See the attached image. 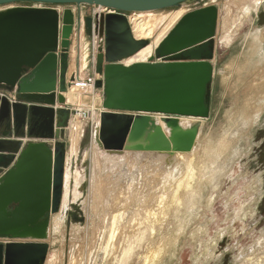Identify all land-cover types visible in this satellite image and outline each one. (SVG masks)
<instances>
[{
    "label": "rangeland",
    "instance_id": "374dc122",
    "mask_svg": "<svg viewBox=\"0 0 264 264\" xmlns=\"http://www.w3.org/2000/svg\"><path fill=\"white\" fill-rule=\"evenodd\" d=\"M212 4L219 9V19L213 40L214 76L208 86L210 116L197 119L144 115L150 118L151 124L140 139L147 141L154 136L156 131L153 125L160 127L168 139L178 128L179 134L192 133L195 136L189 156L177 159L176 154L169 156L142 150L110 155L100 150L94 140L101 114L97 113L93 124L77 122V132L69 131V144L62 143L65 164L67 161L65 199L58 212L51 216L45 241L50 250L44 264H119L122 258L120 247L129 238L126 234L120 236L123 239L119 238L116 243L118 252L114 250L110 253L112 255L105 252L109 215L119 211L141 214L140 226L146 227V210L158 209L157 205L162 199L171 200L176 184L185 179L187 162L191 159L195 163L200 162L197 166L203 169V173L199 168L195 169V182L188 194L182 193L185 197L182 205L167 203L170 206L164 210L170 211L158 215L161 219L155 225L151 242L148 240L144 243L140 255L133 253L128 264H264V170L252 166L259 141L264 137V0H211L208 5ZM5 10L1 8L0 14ZM178 11L165 10L154 12V15L169 16L171 19ZM92 12L93 7H87L83 15L91 17ZM166 24L156 29L154 40L137 39L131 22L130 27L134 38L147 41L150 46L167 34ZM81 38L87 45L83 52L81 43L87 66L88 44L91 41L87 37L84 39L83 35ZM105 46V39L97 40L95 54L105 52ZM158 46L143 57L137 58L139 53L136 54L130 58L133 59L132 63L148 61ZM70 96L73 104L79 100L90 104L92 100L91 97L75 93ZM100 103L99 98H94L96 108ZM118 114L132 119L137 116L126 112ZM223 140L228 145L226 152L220 153L218 149ZM137 144L132 146L135 148ZM68 175L71 177V189L67 192ZM81 184L86 192L79 202L77 189ZM68 198L78 203L69 207L71 202H66ZM141 204H145L142 206L144 208ZM161 209L157 213L164 211ZM73 214L84 220L74 221ZM131 218L134 220L135 216ZM137 230L129 233L131 239ZM4 242L0 240V243ZM154 251L157 252L156 256ZM133 258L138 259L132 262Z\"/></svg>",
    "mask_w": 264,
    "mask_h": 264
},
{
    "label": "water",
    "instance_id": "95a60500",
    "mask_svg": "<svg viewBox=\"0 0 264 264\" xmlns=\"http://www.w3.org/2000/svg\"><path fill=\"white\" fill-rule=\"evenodd\" d=\"M210 2L0 0V9L31 8L28 14L12 23L0 21V86L18 87L16 101H11L9 94L0 95V137L18 138L28 130L29 136L40 139L25 146L13 166L0 178V239L14 241L0 243V264H44L50 250L45 241L51 216L62 207L66 166L61 142L66 139L70 121L65 94L70 88L68 72L74 16L66 10L60 17L56 8L93 7L108 11L85 19L87 38L106 41L105 52H99L95 58L96 73L103 75V80H98L96 85L104 93L100 126L94 138L99 149L110 155L142 150L175 156L176 152H189L195 136L179 134L177 128L168 139L160 127L153 125L154 136L141 141L151 124L150 118L144 115L210 116L208 86L214 76L213 40L219 19V9L208 5ZM174 9H184L187 13L150 60L122 64L124 52L133 55L137 51H126L125 43L139 45L138 50L148 44L133 37L127 15ZM80 44L81 15L78 13L77 72ZM28 69L32 71L24 76ZM121 112L137 116L132 119L118 114ZM49 140H57L58 144L51 147L47 144ZM136 143L134 148L132 144ZM6 149L7 144L0 141V167L5 168L10 161L4 153Z\"/></svg>",
    "mask_w": 264,
    "mask_h": 264
},
{
    "label": "bare ground",
    "instance_id": "6f19581e",
    "mask_svg": "<svg viewBox=\"0 0 264 264\" xmlns=\"http://www.w3.org/2000/svg\"><path fill=\"white\" fill-rule=\"evenodd\" d=\"M259 5V4H258ZM38 8V7H37ZM42 8V7H41ZM31 8H28V7H21V6H11V7H8V8H6V10L3 12V13H6V14H4L1 18H0V21H3V20H5L7 23H12L14 20H17L19 17H21V16H24V15H26V14H28L31 10H30ZM180 11H178L171 19H170V17L168 18V17H163V15H154V12H144V13H137V14H134V15H132L130 18H129V20H130V22H131V26H132V28H133V32H134V35H135V37L137 38V39H151V40H154V39H152L153 38V36H154V33H155V31H156V29L158 28V27H160L162 24H164V23H166L167 22V24H166V28H165V31L167 32V34L172 30V28L175 26V24L180 20V18L185 14V12L187 13V10H184V9H179ZM100 12H103V11H100ZM129 22V23H130ZM166 32H165V34H166ZM167 34L166 35H164V36H161V37H159L152 45H150V46H145V47H143V48H141V49H139L138 50V47H139V45H135V44H127V43H125V50L126 51H133V50H137V51H135L136 53H134L133 55L131 54V55H128V52H124L122 55H121V58H122V61H123V63L125 64V65H131V64H134V63H132L133 61V59H130V58H132V57H134L136 54H138L137 56V58H139V57H143V56H145L146 54H148V53H150V52H152L158 45H159V43L163 40V38H165L166 36H167ZM135 38V39H136ZM115 39H117L118 40V38H117V36L115 37ZM114 39V40H115ZM136 39V40H137ZM81 43H82V48H84V43H83V39L81 38ZM81 45V44H80ZM87 46V45H86ZM85 46V47H86ZM80 48H81V46H80ZM95 48V47H94ZM84 49H86V48H84ZM142 50V51H141ZM81 51V56H82V50H80ZM141 51V52H140ZM155 53V52H154ZM152 57V56H151ZM150 57V58H151ZM150 58L148 59V61L150 60ZM85 57H84V55L81 57V61H80V63H81V66L83 67V66H85ZM126 61V62H125ZM148 61H143V62H148ZM136 63H141V62H136ZM84 68V67H83ZM69 73V72H68ZM71 93H75V90L74 89H70V90H68L67 91V93L65 94V97H66V100H67V103H68V99H67V96H70L71 95ZM76 94V93H75ZM79 95V94H78ZM190 118V117H189ZM191 118H193V117H191ZM198 119V118H197ZM77 132V131H76ZM77 134V133H76ZM79 135V134H78ZM76 141H78L77 140V138H76ZM227 145H228V143H227V141H224L223 140V143L219 146V152L220 153H222V152H226V147H227ZM189 156V153L187 152V153H181V152H179V153H176V158L177 159H180V158H184V159H186V157H188ZM179 161H181V160H179ZM186 161V160H185ZM196 161L194 160V159H191V160H189L188 162H187V172H186V175H185V179L184 180H181V181H179L177 184H176V186H175V188H174V190H173V193L171 194V200H168V199H162L161 201H159V203H158V205H157V207H158V209H156V210H154V209H152V210H146L147 212H146V214H145V217L144 218H147L148 219V221L146 222V224H147V226L146 227H144L143 228V226L141 227L140 226V223H139V216H141V214H133V213H130V212H128V211H119V212H117V213H115V214H113V212H112V214L113 215H109L111 218H110V220H109V224L107 225V233H108V244H107V246H106V248H105V252L106 253H109L108 255H112V254H110V253H113L114 252V250L115 251H117V248H116V243L118 244V239L119 238H121L120 236H122V235H125L126 234V237L127 238H129V240H126V244H124L123 242H122V244H124V246L123 245H121V244H119V245H121V247L120 246H118V248L120 247L121 248V252H122V258L119 260V264H128V263H130L131 261H130V259H131V257H132V254L133 253H136L137 254V256L138 255H140V250L142 249V248H144V243L146 242V241H150V239L151 238H153L152 236L155 234V225H157L159 222H160V219H161V217H158V215H162L163 213L162 212H166V211H168L169 209H167L166 211L164 210V208H167V207H169L170 205H167V203H175V204H179V203H181V205H182V200L185 198L184 197V195H185V193H183V192H186L187 194L189 193V191H190V189H191V186H192V183H193V181L196 179L195 177H196V171H195V169L196 168H199L198 166V164L200 163V162H198V163H195ZM179 164H181L180 162H179ZM179 164H177V165H179ZM198 165V166H197ZM169 166V165H168ZM176 167V166H175ZM177 168V167H176ZM201 168V167H200ZM199 168V169H200ZM198 171V170H197ZM200 171H201V173H203V169H200ZM199 171V172H200ZM128 174V173H127ZM162 174V173H161ZM198 174V173H197ZM154 175V174H153ZM199 175H200V173H199ZM158 176V175H157ZM169 176V175H168ZM198 176V175H197ZM149 177V176H148ZM159 178V177H158ZM164 178V177H163ZM165 179V178H164ZM187 180V181H186ZM94 181V180H93ZM92 181V182H93ZM98 181V180H97ZM150 181V180H149ZM144 182H145V180H144ZM156 182V181H155ZM169 182V181H168ZM195 182V181H194ZM70 183H71V177L68 175L67 176V183H66V191L67 190H69V189H71V186H70ZM95 183V182H94ZM98 184H100V183H98ZM95 185V184H94ZM94 185H93V187H94ZM131 185V184H130ZM144 186H145V184H143ZM147 185H149V184H147ZM98 186V185H97ZM95 188V187H94ZM126 188V187H125ZM134 188V187H133ZM152 189V188H151ZM98 190V189H97ZM125 190V189H124ZM126 190H128V188L126 189ZM134 190V189H133ZM93 191V190H92ZM135 191V190H134ZM182 191V192H181ZM68 192V191H67ZM71 192V191H70ZM73 192V191H72ZM96 192V191H95ZM76 193V192H75ZM127 193V192H126ZM182 193L184 194V195H182ZM151 194V193H150ZM127 195V194H126ZM125 195V196H126ZM170 195V194H169ZM73 196H75V195H73ZM136 196H137V194H136ZM152 196V198H153V195H151ZM191 197V196H190ZM140 198V197H139ZM150 198V197H149ZM148 198V199H149ZM155 198V197H154ZM151 199V198H150ZM149 199V200H150ZM190 199V198H189ZM114 200V199H113ZM148 200V201H149ZM155 200V199H154ZM168 200V201H167ZM188 200V199H187ZM70 201V199H68L66 202L68 203ZM72 201V200H71ZM70 201V202H71ZM74 202V201H73ZM118 202V201H117ZM145 202H146V200H145ZM114 203V202H113ZM153 201H152V205H153ZM66 204V203H65ZM129 204V203H128ZM146 204V203H145ZM145 204H143V205H145ZM175 204H174V206H175ZM105 205V204H104ZM127 205V204H126ZM142 204H141V207L143 206ZM151 205V206H152ZM167 205V206H166ZM185 205H186V203H185ZM137 206V205H136ZM117 207H118V205H117ZM128 207V206H127ZM126 207V208H127ZM139 207V206H138ZM149 207H150V205H149ZM171 207H173L172 205H171ZM176 207V206H175ZM103 208V207H102ZM142 208H144V207H142ZM162 208V209H161ZM179 208H181V207H178V209ZM113 209V208H112ZM132 209V208H131ZM131 209H130V211H131ZM138 209V208H137ZM141 209V208H140ZM147 209V208H146ZM149 209V208H148ZM159 209H161V210H164V211H160L159 213H157V211L159 210ZM172 209V208H171ZM182 209V208H181ZM180 209V210H181ZM65 210V209H64ZM122 210V209H121ZM125 210V209H124ZM145 210V209H144ZM141 211V210H140ZM170 211V210H169ZM132 212V211H131ZM138 212V211H137ZM143 212V211H142ZM142 212H140V213H142ZM179 211H177V213H178ZM144 213V212H143ZM181 213H183V212H181ZM134 217L135 216V219L133 220L131 217L132 216ZM165 215V214H164ZM156 216H157V220H156ZM160 218V219H159ZM107 219V218H106ZM143 219V218H142ZM146 219V220H147ZM164 219V218H163ZM162 219V220H163ZM144 220V219H143ZM144 222V221H143ZM145 223V222H144ZM139 224V225H138ZM138 226V230H137V226ZM135 227H136V229H135ZM104 228V227H103ZM106 228V227H105ZM142 229V230H141ZM144 229V230H143ZM97 230V229H96ZM135 230V231H134ZM136 230H137V233H133L134 235L132 236V239H131V234H129V233H132V232H136ZM160 230V229H159ZM103 231H104V229H103ZM97 233V232H96ZM128 235V236H127ZM101 236V235H100ZM130 236V237H129ZM123 237V236H122ZM125 237V236H124ZM125 237V238H126ZM105 238V237H104ZM102 239V238H101ZM121 239H123V238H121ZM103 241V240H102ZM105 241V240H104ZM123 241H125V240H123ZM120 242H121V240H120ZM151 242V241H150ZM154 242V241H153ZM152 242V243H153ZM103 244V243H102ZM102 244H101V246H100V248L102 247ZM100 245V244H99ZM146 246V245H145ZM151 246H153V244L151 245ZM99 247V246H98ZM98 247H96V248H98ZM103 247H105L104 245H103ZM158 248V247H157ZM103 249V248H102ZM151 249V248H150ZM147 250V249H146ZM157 250V249H156ZM155 250V251H156ZM104 251V250H103ZM118 251H119V249H118ZM117 251V252H118ZM144 251V250H143ZM155 251H154V253H155ZM96 252V251H95ZM161 252V251H160ZM105 253V254H106ZM145 253H147V252H145ZM157 253V252H156ZM156 253H155V255L154 256H156ZM103 254V253H102ZM98 255V254H97ZM114 255V254H113ZM92 257V256H91ZM111 258V257H110ZM116 258V257H115ZM142 258V257H141ZM147 258H149V256L147 257ZM146 257H145V259H147ZM156 258V257H155ZM100 259V258H99ZM138 259V258H137ZM137 259H135V258H133V260H132V262L133 261H135V260H137ZM144 259V258H143ZM154 259V258H153ZM97 260V259H96ZM115 260V259H114ZM148 260H151V259H148ZM161 260V259H160ZM98 261V260H97ZM112 261V260H111ZM143 262H144V260H142ZM118 262V261H117ZM145 263H146V261H145ZM115 264H117V263H115ZM138 264H139V262H138Z\"/></svg>",
    "mask_w": 264,
    "mask_h": 264
},
{
    "label": "built area",
    "instance_id": "2783aa9c",
    "mask_svg": "<svg viewBox=\"0 0 264 264\" xmlns=\"http://www.w3.org/2000/svg\"><path fill=\"white\" fill-rule=\"evenodd\" d=\"M65 7V6H64ZM70 7H74V6H70ZM58 8H63V7H58ZM77 8V7H74ZM83 9H87V7H81L80 9L77 8L78 12L81 15V36H82V30L84 28L85 25V18L83 17L82 14V10ZM98 13H101L100 9L98 8H93V11H96ZM104 13H107L108 11H103ZM96 13V14H98ZM111 13V12H110ZM95 15V14H94ZM134 15V14H132ZM132 15H127V17H131ZM77 35V33H76ZM86 38V37H84ZM97 40L101 41V39L98 38H94L93 40V44H88V63L87 66L85 68H82L81 63H80V70L79 72H77L76 69V64H75V68L74 71L72 72V74L68 77L69 78V83H70V89H74L76 94H79V96H87V97H91L92 100L90 102V104L88 103H84L81 102V100H79L78 103L75 104H70L67 103L66 104V108L69 109L70 111V121H69V127L68 128H73V131H77V122H81V123H94V119L97 116V113L101 114L103 111L102 107H95L94 106V98L96 99H100V101H102L103 103V99H104V93L102 89H99L97 87V81L98 80H103V75H99L96 73V70L93 73H87L88 72V66L90 64V61L92 60L91 57V51L92 48H94L95 44H97ZM91 49V51H90ZM82 50V48H81ZM99 53V52H98ZM97 53V54H98ZM82 57V56H81ZM93 61L96 62L95 56L93 57ZM70 77H74L73 81H70ZM17 100V99H16ZM14 99V101H16ZM57 108H62V107H57ZM67 129V128H66ZM40 141V139H38ZM57 140H49L47 141V144H51L53 145V147L56 145L55 143H57ZM0 240H4V244L12 242L9 239H0Z\"/></svg>",
    "mask_w": 264,
    "mask_h": 264
},
{
    "label": "crops",
    "instance_id": "0c3cea01",
    "mask_svg": "<svg viewBox=\"0 0 264 264\" xmlns=\"http://www.w3.org/2000/svg\"><path fill=\"white\" fill-rule=\"evenodd\" d=\"M56 10L59 13L60 17L66 10H70L72 12L73 16H74L73 33H72V36H71V39H70L71 47H70L69 73H68V77H69L72 74V72L74 71L75 64H76V33H77V14H78L77 12H78V10H77V8L70 7V6H65L63 8H56ZM84 12H85V9L82 10V14ZM96 13H98L97 10L93 11L90 16H94V14H96ZM84 18L86 19L87 17L84 16ZM61 23L62 22H61V19H60V21H59V29H61ZM85 34H86V28H85V25H84V28L82 30V35L84 37L85 36L87 37V35H85ZM60 40H61V38L59 37V41ZM89 40L91 41V44H93V39H89ZM94 47L96 48V44H95ZM85 51H86V49L83 50V52H85ZM83 52H82V56H83ZM91 54H92L91 55L92 60L90 61V64L88 66V72H87L89 74L93 73L96 70V62L93 61V57L95 56V58H96L97 53L95 54L94 48L92 49ZM85 66H86V64H85ZM85 66H83V67L85 68ZM31 71H32V69H28V72L24 76L29 74ZM17 90H18V87H15L13 89H8L6 86L1 85L0 86V95L9 94L10 100L14 101V99L15 100L17 99V95H16ZM67 99H68V103L73 104L74 100L71 99V96H67ZM100 107L103 108L102 101L100 103L99 108ZM69 131L73 132V128H67L66 129V131H65L66 132V139H65L64 142H61V143L69 144V141H70V138H71L70 135H69ZM0 141L1 142H5L7 144V149L5 150L4 153L7 154L10 157V161H9V164H8L7 168L0 167V178L9 170V168H11L13 166L15 160L19 157L20 153L25 148V146H27L30 143L40 142L36 136H29V131L28 130H26L25 136L16 138L14 135H12V137L9 138V139H5V138H1L0 137ZM71 141H72V139H71ZM57 143H55V144H57ZM70 143H72V142H70ZM49 145L51 147H53V145H51V144H49ZM65 166L67 168V161H66ZM78 168H79V164H78ZM77 191L80 193L79 194L80 195L79 196V200H78L80 202L81 199H82V194L85 193L86 191H85V188L83 187L82 184L78 187ZM72 198H73V196H72ZM64 199H65V191H64L63 201H64ZM63 201H62V204H63ZM78 201L77 202H73V200H72L71 204L69 205V207L72 206L74 203H78Z\"/></svg>",
    "mask_w": 264,
    "mask_h": 264
},
{
    "label": "flooded vegetation",
    "instance_id": "af4514ba",
    "mask_svg": "<svg viewBox=\"0 0 264 264\" xmlns=\"http://www.w3.org/2000/svg\"><path fill=\"white\" fill-rule=\"evenodd\" d=\"M264 127V125H263ZM262 131H264L262 129ZM260 145L257 147V151L255 152V159L252 164L253 167L257 166V170L263 168L264 170V137L260 139L259 141ZM72 218L74 221H83L84 219L82 217H79L77 214H73Z\"/></svg>",
    "mask_w": 264,
    "mask_h": 264
}]
</instances>
